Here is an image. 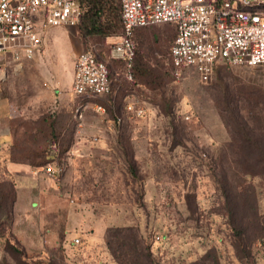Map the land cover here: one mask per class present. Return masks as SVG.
Listing matches in <instances>:
<instances>
[{
    "label": "rangeland",
    "instance_id": "obj_1",
    "mask_svg": "<svg viewBox=\"0 0 264 264\" xmlns=\"http://www.w3.org/2000/svg\"><path fill=\"white\" fill-rule=\"evenodd\" d=\"M82 22L43 27L38 71L49 82H66L73 52L93 46L109 62L113 92L95 99L106 112L87 110L83 130L74 114L56 129L60 115L51 111L58 101L44 98L48 140L29 127L39 111L15 119L25 129L15 143L19 158L41 163L35 170L43 193H31L39 204L32 221L23 222L15 180L13 195L3 183L0 264H116L110 239L122 264H264V66L221 65L208 81L193 71L176 77L169 61L176 29L161 24L136 33L130 79L110 57L122 32L119 18L108 36L87 37ZM145 69L155 85L143 83ZM129 101L146 113L129 114ZM55 138L59 151L51 147ZM54 160L67 166L52 177L41 167ZM15 224L20 235L27 232L25 243ZM76 237L85 245H74Z\"/></svg>",
    "mask_w": 264,
    "mask_h": 264
},
{
    "label": "built area",
    "instance_id": "obj_2",
    "mask_svg": "<svg viewBox=\"0 0 264 264\" xmlns=\"http://www.w3.org/2000/svg\"><path fill=\"white\" fill-rule=\"evenodd\" d=\"M82 0H0V58L16 62L31 60L43 47L41 31L46 26L76 25L82 15ZM122 32L110 43V57L124 64L133 79L136 57L134 30L156 23L172 22L176 36L171 46L172 72L176 77L193 71L202 81L211 79L218 64L264 66V0H120ZM74 117L81 126L89 109L106 112L95 99L112 92L108 60L93 46L76 58L71 88ZM126 111L142 117L146 108L129 101ZM122 118L119 117V121ZM51 147L59 151L56 143ZM64 161H50L42 170L55 177L66 169ZM83 239L76 237L74 245Z\"/></svg>",
    "mask_w": 264,
    "mask_h": 264
},
{
    "label": "crops",
    "instance_id": "obj_3",
    "mask_svg": "<svg viewBox=\"0 0 264 264\" xmlns=\"http://www.w3.org/2000/svg\"><path fill=\"white\" fill-rule=\"evenodd\" d=\"M82 50H85V48H80L73 52L71 73L66 78V82L56 79V82L53 83L44 79L38 71L39 61L37 53L33 59L23 60L19 63H16L9 55L0 58V159L3 160L1 166L14 177L18 187V195L15 202L16 210H21L23 207L26 208L25 217L22 219L23 222L32 221L31 212L39 204V200L32 198L31 193L38 190L39 194H42L43 188L40 183L37 185L39 176H37L38 171L35 170L36 166L23 158H19L20 153H18L15 143L20 141L19 136L22 129L21 125L15 122V119L18 117L27 118V111L31 109L39 111L37 122L29 127L33 134H44L49 138L52 135V127L49 123L50 118L40 111L42 110L40 103L43 102L44 98L50 97V99L58 101L51 112L52 114L57 112L60 115L56 123V129H62L68 122V118L73 117L74 114V97L71 92V86L75 75L76 58L79 55V51ZM69 100L71 101L70 104L68 103ZM84 124L85 120L81 124L82 130L84 129ZM22 128L27 127L24 125ZM23 130L22 132H25ZM14 227L16 235L18 238L23 239L22 241L24 242L27 239V232L22 234V237L19 232L21 226L15 224ZM80 228L83 229L82 227ZM38 230L41 235L42 229L38 228Z\"/></svg>",
    "mask_w": 264,
    "mask_h": 264
},
{
    "label": "trees",
    "instance_id": "obj_4",
    "mask_svg": "<svg viewBox=\"0 0 264 264\" xmlns=\"http://www.w3.org/2000/svg\"><path fill=\"white\" fill-rule=\"evenodd\" d=\"M118 2H119V5H117V7L118 6L119 7L117 8L116 6H114V2L112 0H82L81 1L82 8H83V6H86V12L84 13L82 10V15L80 18L83 20V22L81 24L82 33L84 35H86L87 37L92 35V34H103V35L108 36L111 33L117 31V28H118L117 19L118 18H119V21H121V29H122L121 2H120V0H118ZM118 9H119V12H118ZM161 24H172L175 27V24H173L172 22L156 23V24L138 27L134 30V36H133L134 40H135V35L139 29L144 28V27H155V25H161ZM175 29H176V27H175ZM175 36H176V33H175ZM174 39H175V37H174ZM170 51H171V48H170ZM170 51H169V61H170L171 73H172ZM136 57H137V47H136ZM136 57H135V59H136ZM134 63H135V61H134ZM221 65H224V64H218L216 69H215V72L217 71V69ZM110 70H111V68H110ZM111 73H112V71H111ZM113 80H114V77H113V73H112V92H113ZM142 80H143V83L146 85H152V84L155 85V83H156L154 76L152 75L151 71H148V69L147 70L145 69V71L143 72ZM152 88H154V87H152ZM112 92H111V94H112ZM52 133H53V131H52ZM34 135L36 138L38 137V136H36V135H38V133H36ZM39 138L41 140L42 139H45V140L49 139V138H47L46 135L44 136V138H41V137H39ZM53 143L57 144L58 149L61 148V143H60L59 139L55 138ZM47 156H48V154H47ZM23 159H26L29 163H31L34 166L41 165L40 162L37 163V161L28 160L27 157H25ZM1 169H2V173L0 174V196L3 194V191H5L3 186H2L4 182L9 183V185L11 186V189H9L10 191H8V192L13 195V193H14L13 192L14 191V177L11 174H9L6 170H4L3 167H1ZM14 201H15V197H13V203H14ZM108 236L113 237V236H116V234L110 232ZM111 242H112L111 239L108 240V242L106 241L107 250L110 253V255L112 256L114 262H116V264H122L120 259L117 257V255L112 250V248L110 246ZM84 245H85V243L83 242L79 246H84ZM134 249H135V254H134L135 258L134 259H135V261H138L140 259L139 257L142 254H140L136 248H134ZM21 254L23 255V257H26L25 251H21ZM26 259H27V257H26ZM24 263L31 264L27 260H25Z\"/></svg>",
    "mask_w": 264,
    "mask_h": 264
}]
</instances>
